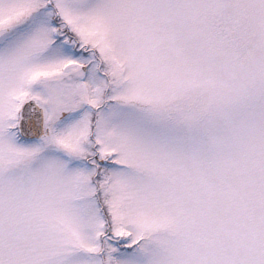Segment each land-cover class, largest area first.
<instances>
[{"label": "snow or ice", "instance_id": "snow-or-ice-1", "mask_svg": "<svg viewBox=\"0 0 264 264\" xmlns=\"http://www.w3.org/2000/svg\"><path fill=\"white\" fill-rule=\"evenodd\" d=\"M0 264H264V0H0Z\"/></svg>", "mask_w": 264, "mask_h": 264}]
</instances>
